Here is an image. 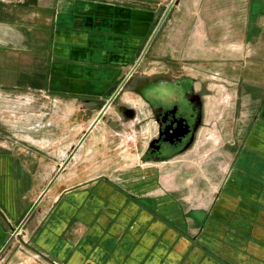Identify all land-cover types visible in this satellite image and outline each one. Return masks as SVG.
<instances>
[{
	"label": "crops",
	"instance_id": "1",
	"mask_svg": "<svg viewBox=\"0 0 264 264\" xmlns=\"http://www.w3.org/2000/svg\"><path fill=\"white\" fill-rule=\"evenodd\" d=\"M170 1L156 34L199 40L173 41L178 55L192 50L204 62L222 55L233 71L232 55L246 38L264 34V0H0V91L47 93L53 101L54 126L32 128L34 141L77 135L61 142L57 154L34 142L0 143V264H264V106L235 149L234 171L208 205L156 192L158 174L151 187L60 175L71 164L67 153H96L104 139L113 148L111 120L123 122L125 135L140 136L138 110L129 116L134 125L112 104L93 122L131 71V37L141 31L133 20L161 19ZM230 34L239 36L240 52L222 54ZM130 91L120 98L124 107L133 102Z\"/></svg>",
	"mask_w": 264,
	"mask_h": 264
},
{
	"label": "rangeland",
	"instance_id": "2",
	"mask_svg": "<svg viewBox=\"0 0 264 264\" xmlns=\"http://www.w3.org/2000/svg\"><path fill=\"white\" fill-rule=\"evenodd\" d=\"M168 5L170 6L167 7L161 19L153 18L145 25L143 22L136 23L133 20L132 26L137 29L141 28V31L140 33L137 31L138 35L133 34L131 37L130 58L131 61L133 59L130 64L131 71L123 79L122 85L115 87L116 92L111 97V104L117 108L124 123L129 126L134 125V120L126 116L125 110L133 112L138 110L140 118L143 117L144 112L149 115L143 107L142 99L135 91H130L128 88L129 82L136 78L135 76L142 74L147 76L163 75L173 80H178L181 77L189 78L187 75L196 76L195 80L192 79L196 83L194 84L196 89L206 88L208 94L205 97V125L200 131L193 149L170 162L161 163L157 167L154 162L150 163L151 165H145L141 162L143 161L141 158V161L139 160V157L146 148L148 138L152 133V123L138 128L141 134L136 138L135 135H125L122 127L123 122L115 119L110 121L108 128L109 131L117 132L115 139L111 137L114 139L113 148L110 145L111 150L108 151V141L103 140V135H100L99 138L103 140V143L99 146L95 144L96 153L85 152L84 155L77 157L76 155L82 151L76 152V155L66 152L65 158L71 160V164L66 166L60 175L76 173L95 179L110 177L118 181H130L138 186L140 181H143L146 186L151 187L154 185L155 177L158 179V174L161 187L156 192H166L167 190L179 192L185 198L192 197V201H194L192 204L198 207L199 199L207 205L214 202L224 180L229 173L234 171L233 162L236 157V147L242 142L246 131L249 132L255 116L264 106V34H251L245 40L247 46L242 49H240L239 36L232 39L231 35L233 34H230L228 40L224 41L227 48L222 49L221 53L223 54L227 50H236L235 48L239 52L242 51L237 55H232L231 63L234 64L235 69L227 70L221 60L220 56L222 55H207L205 57L212 58L213 61L204 62L199 60L204 56L197 55L192 50L184 55H178L172 50L173 41L177 42L180 39L185 42L187 36H190L191 43L199 42L195 39V34L193 36L192 34H156L163 20L166 19L168 10L172 7L171 1ZM219 35L221 34H216V36ZM221 38L223 36L216 38L213 46L217 47L216 43L223 41V39L220 40ZM116 53L119 55L118 50ZM223 58L226 57L223 56ZM129 91L132 92L133 102L124 107L121 105L120 98ZM44 95L48 94L0 91V143L8 147L15 142L26 144L34 142L33 144L36 143L42 148L51 149V153L57 154L61 142H63L61 146L68 144L67 137L74 138L75 141L77 136L75 132L73 135L68 132L66 136L64 134L57 136V139L64 138L66 141L56 142L52 139L53 135L36 137L40 141L33 140L32 128L38 126L46 127L48 130L50 126H54L51 117L55 114L56 108L53 101ZM92 137L93 134H89L88 141L90 143ZM94 138H97V135H94ZM91 146L93 145H88V150ZM88 159L90 161H86ZM131 177L139 179L135 181L137 179ZM40 184L44 185L43 182ZM19 223L24 224L26 220L21 219ZM21 224L20 228L11 231L14 237L20 234V230L22 231L23 225Z\"/></svg>",
	"mask_w": 264,
	"mask_h": 264
},
{
	"label": "flooded vegetation",
	"instance_id": "3",
	"mask_svg": "<svg viewBox=\"0 0 264 264\" xmlns=\"http://www.w3.org/2000/svg\"><path fill=\"white\" fill-rule=\"evenodd\" d=\"M165 75V74H164ZM129 84L143 101L148 111L143 113L138 128L152 123L143 161L157 167L180 157L193 149L205 125L206 88L196 89L195 81L181 77L135 76ZM126 116L134 112L125 110Z\"/></svg>",
	"mask_w": 264,
	"mask_h": 264
},
{
	"label": "water",
	"instance_id": "4",
	"mask_svg": "<svg viewBox=\"0 0 264 264\" xmlns=\"http://www.w3.org/2000/svg\"><path fill=\"white\" fill-rule=\"evenodd\" d=\"M111 103H112V100H110V101L107 102V104L102 109L100 115L97 117L96 122L100 120V118L103 116V113L107 110V108L111 105Z\"/></svg>",
	"mask_w": 264,
	"mask_h": 264
}]
</instances>
